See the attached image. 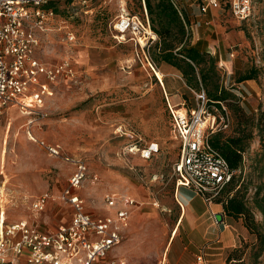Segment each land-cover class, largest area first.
I'll return each mask as SVG.
<instances>
[{"label":"rangeland","instance_id":"1","mask_svg":"<svg viewBox=\"0 0 264 264\" xmlns=\"http://www.w3.org/2000/svg\"><path fill=\"white\" fill-rule=\"evenodd\" d=\"M64 1L54 5L57 18L49 25L50 29L44 32L37 29L40 45L36 56L48 65L69 56L77 72L74 77L61 78L52 84L53 94L35 113L27 115L12 108L1 119L0 214L6 216L8 223L36 220L43 230H56L70 218V206L59 197L68 185L73 165L51 155L34 141L45 140L84 160L90 173L98 176L96 184L88 181L79 190L89 210L105 212L104 195L108 191L139 200L140 207L134 210L130 230L121 245L129 249L124 253L128 264H167L166 246L180 213L173 176L179 141L172 132L160 80L161 65L166 62L157 46L159 38L150 45L148 54L160 70V78L138 52L134 41L127 39L120 43L113 36V23L123 8L144 17V0H90L88 5L69 0L74 1L73 6ZM174 1L189 18L192 42L201 40L202 50L215 51L212 55L217 59L223 85L240 99L247 112L264 109V0H253V14L244 21L226 10L203 15L197 0ZM68 31L75 33L74 42L68 40ZM252 66L260 69L259 80L236 83L235 79ZM187 91L178 102L185 100L186 107L202 103L196 91ZM206 105L212 113L224 116L219 121L226 124L210 134V139L221 134L224 141L233 133V114L227 106L223 107L224 113L213 102L207 100ZM151 142L159 144V151L151 159L128 152L133 144L143 148ZM236 174L242 182L252 180L250 196L254 185L264 182V155L258 136L245 152L243 166ZM45 192L51 200L44 211L36 212L33 202ZM184 192L187 194L189 190ZM193 204L199 212L208 209L200 197ZM225 216L226 223L232 226L234 246L223 248L222 242H215L208 249L209 259L228 264L226 259L232 249L248 245L243 255L245 262L264 264V240L258 239L241 218ZM257 219L262 220L261 214L258 213ZM186 226L184 221L182 235ZM176 233L177 228L173 234ZM191 236L199 240L197 232ZM179 241L174 243L171 256ZM121 252L118 247L113 253Z\"/></svg>","mask_w":264,"mask_h":264},{"label":"built area","instance_id":"2","mask_svg":"<svg viewBox=\"0 0 264 264\" xmlns=\"http://www.w3.org/2000/svg\"><path fill=\"white\" fill-rule=\"evenodd\" d=\"M60 1L0 0V121L11 108L20 109L27 115L35 113L53 94L52 84L61 78L75 76L76 66L69 56L52 65L36 56L40 45L36 31L50 29L49 25L57 18L54 5ZM89 1L80 0V4L88 5ZM197 2L203 15L217 9L226 10L244 21L253 14V0ZM71 4L73 6L74 1ZM113 30L118 42L134 41L138 52L141 51L148 66L156 73L148 53L157 35L147 13L143 18L123 8L113 23ZM66 34L69 41L76 40L74 32ZM195 94L202 103L186 107L185 100L172 103L165 93L172 132L179 141V155L173 166L174 183L178 188L194 191L211 205L231 180L234 171L210 140V134L226 126L224 121H219L224 120V116L208 110L204 92ZM34 141L51 155L62 157L73 165L68 185L59 197L72 209V217L69 224L60 225L52 232H43L27 220L8 223L1 213L0 264H127L124 257L110 256V253L123 241V231L129 226L133 208L138 205L136 199L108 191L104 195V203L111 213L100 216L88 212L79 190L88 181L96 184L98 176L90 173L84 160L63 152L60 145L45 140ZM158 151L157 142L143 148L133 144L128 150L147 160ZM50 200L48 192L41 194L33 202V209L44 211ZM206 262L205 251L201 250L196 255V264Z\"/></svg>","mask_w":264,"mask_h":264},{"label":"trees","instance_id":"3","mask_svg":"<svg viewBox=\"0 0 264 264\" xmlns=\"http://www.w3.org/2000/svg\"><path fill=\"white\" fill-rule=\"evenodd\" d=\"M71 4L72 1L65 0ZM64 1V2H65ZM144 17L148 15L152 30L158 36L157 46L161 59L177 68L183 75L187 85L194 91L204 92L206 99L224 111L227 106L233 114V133L221 141V134L211 138L229 162L234 174L231 180L221 189L214 199L215 204H221L224 214L229 217L241 218L245 226L258 239L264 240V182L255 184L253 195H248L252 180H240L236 171L244 163V154L252 145L256 136L260 139V149L264 155V109L258 112H247L240 99L223 85L221 75L217 71V59L207 49L200 48L201 40L193 43L189 30V18L182 12L174 0H144ZM150 14V16H149ZM264 57V55H263ZM260 69L252 66L239 75L236 83L246 80H259ZM261 214L262 220L257 219ZM232 249L227 256L228 264H257L256 261L245 262L243 255L246 247Z\"/></svg>","mask_w":264,"mask_h":264},{"label":"crops","instance_id":"4","mask_svg":"<svg viewBox=\"0 0 264 264\" xmlns=\"http://www.w3.org/2000/svg\"><path fill=\"white\" fill-rule=\"evenodd\" d=\"M210 52L215 53V51L214 52L210 51ZM161 73L163 77L160 80H161V83L163 84L164 95L166 93L169 96L170 100L174 99L176 101L174 103H179L178 99L182 97L181 95H187L188 94L187 90L188 89L191 90L190 87L185 82V79L183 78L182 73L177 68L167 63L161 65ZM248 81L250 80H246L244 82H248ZM15 109L18 110L17 108ZM170 125H171V120H170ZM174 186H175V196L180 205V213L177 218V226H175V229L177 228V233L175 235L173 234L175 230L174 229L172 232L173 235L171 234L170 236V239L166 246L164 260L167 261V264H196L195 256L201 250H204L206 254V259H207L206 264H219L220 262H222L221 264H225V262L221 261L220 259L210 260L208 257L209 256L208 249L215 242H222L223 245L221 247L223 248L234 246L233 242H235V238L232 235V232L230 229L232 226L226 223L228 221V218L224 214L223 206L221 204H216L215 205L216 207L214 208L213 206L215 203L211 205H208L206 203L208 205V209H205L204 211L199 212L197 207L193 204V202L198 197L200 198L202 197L196 194L194 191L187 189L185 187H179V188L176 187L175 183H174ZM184 189L189 190V193L186 194V192H184ZM202 200L204 201L203 198ZM136 201L138 202V205L134 207L132 210L129 226L125 228L123 231V240L125 239V237L127 236L130 230L133 215L135 212L134 210L140 207L139 200H136ZM154 205L159 207L160 204L155 203ZM87 210L88 212H91L93 214L100 215V216L108 215L109 213H111V210H108V209H105V212H95V211L89 210L88 208ZM70 211H71L70 218L64 221L61 225L69 224L71 217H72L71 208H70ZM218 216L220 217V220H218L217 218ZM20 220H25V219H20ZM20 220H17V221H20ZM27 221L30 224L37 226L43 232L55 231V230H43L40 226V223L37 222L36 220L30 221L27 219ZM184 221H187V226L185 229L186 230L185 235H182L181 226H183ZM207 221H209L208 226L206 224ZM195 232H197V234L199 235V240L195 239L194 237L192 238L191 235ZM212 234L215 236L213 237ZM178 239H180L179 247L174 252V255L171 256V251L174 246V243ZM121 245L122 243L116 247V248L121 247V250H122L121 254L113 253L114 250L116 249L115 248L111 251L110 256L124 257L127 260L124 253L125 252L128 253L129 249ZM185 259H188V262H186ZM127 264H128V261H127Z\"/></svg>","mask_w":264,"mask_h":264},{"label":"bare ground","instance_id":"5","mask_svg":"<svg viewBox=\"0 0 264 264\" xmlns=\"http://www.w3.org/2000/svg\"><path fill=\"white\" fill-rule=\"evenodd\" d=\"M155 71H156V75L158 76V72L160 71V70H157V69H155ZM159 77V76H158ZM160 78V77H159ZM161 79V78H160Z\"/></svg>","mask_w":264,"mask_h":264}]
</instances>
